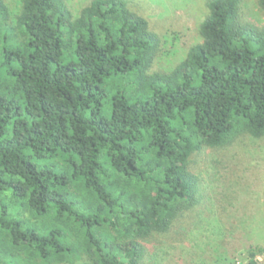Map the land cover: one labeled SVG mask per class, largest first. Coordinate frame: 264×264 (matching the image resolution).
<instances>
[{
	"label": "trees",
	"instance_id": "16d2710c",
	"mask_svg": "<svg viewBox=\"0 0 264 264\" xmlns=\"http://www.w3.org/2000/svg\"><path fill=\"white\" fill-rule=\"evenodd\" d=\"M242 1L208 0L202 42L157 72L127 0L76 18L0 0V264H138L199 204L192 155L264 138V28Z\"/></svg>",
	"mask_w": 264,
	"mask_h": 264
},
{
	"label": "rangeland",
	"instance_id": "374dc122",
	"mask_svg": "<svg viewBox=\"0 0 264 264\" xmlns=\"http://www.w3.org/2000/svg\"><path fill=\"white\" fill-rule=\"evenodd\" d=\"M92 0H68L74 17ZM161 43L153 71L169 72L200 44L208 0H127ZM14 18L22 0H6ZM244 22L264 28L258 0H243ZM199 204L166 234L142 241L138 264H264V138H238L231 146L192 155Z\"/></svg>",
	"mask_w": 264,
	"mask_h": 264
}]
</instances>
